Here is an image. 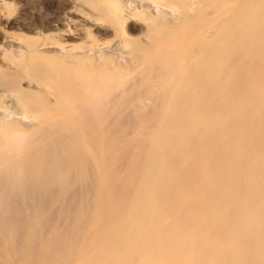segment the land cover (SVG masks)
<instances>
[{
  "label": "bare ground",
  "instance_id": "bare-ground-1",
  "mask_svg": "<svg viewBox=\"0 0 264 264\" xmlns=\"http://www.w3.org/2000/svg\"><path fill=\"white\" fill-rule=\"evenodd\" d=\"M133 2L73 0L75 19L63 17L52 50L42 33L8 29L0 0V193L8 182L32 195L62 191L72 172L82 184L89 161L90 207L79 206L75 221L68 211L65 228L40 241L36 264H264V0ZM102 25L126 65L93 50L105 47L92 31ZM72 33L87 48L62 41ZM14 35L21 42L6 44ZM132 73L137 125L119 135Z\"/></svg>",
  "mask_w": 264,
  "mask_h": 264
},
{
  "label": "rangeland",
  "instance_id": "rangeland-1",
  "mask_svg": "<svg viewBox=\"0 0 264 264\" xmlns=\"http://www.w3.org/2000/svg\"><path fill=\"white\" fill-rule=\"evenodd\" d=\"M10 1L11 0H6V2L7 3H9V4H7L6 5V7H8V10H9V21H10V23H12V27H10V28H8V29H12L15 33H20V35H28V36H32V37H34L36 34H38V33H42V35H43V42H44V44H43V48L44 49H52V50H57V45H56V37H53L52 36V34H54V32L56 33L57 31H59L60 29H62L63 27H64V22H63V20H64V18L63 17H68V16H70V17H72L73 19H75V13L74 12H71V4H72V1L73 0H13V1H11V3H10ZM130 1H135V3H139L140 4V2H147V0H138V1H136V0H130ZM149 1V0H148ZM134 3V2H133ZM134 3V4H135ZM136 5H138V4H136ZM138 6H140V5H138ZM67 11V12H66ZM70 11V12H69ZM66 12V13H65ZM64 13V14H63ZM66 14V15H65ZM15 20V21H14ZM12 21V22H11ZM22 23V24H21ZM17 24V25H16ZM15 25V26H14ZM140 24H137V23H134V22H132L131 24H130V30L131 31H134V30H136V29H138L140 26H139ZM21 26V27H20ZM14 27H16L15 29H14ZM19 27V28H18ZM27 28H29V29H27ZM36 28V29H35ZM30 29H32V30H30ZM40 29V30H39ZM11 30V31H12ZM16 30H18V31H16ZM27 31V32H26ZM93 31V34H94V32H96L94 35H95V37L97 38V44L98 43H103L104 42V44H105V47L103 46V48L102 49H93V50H96V52H98V50H99V52L100 51H103V49H104V52H107L108 54H110L111 55V58H112V60L114 61H116V62H120V63H122L123 65H126L127 63H129V61H130V58L125 54V53H123V52H121V51H118L117 52V50H114L115 52H113V48H112V42L110 41V36H109V31L107 30V28H106V26L105 25H102V26H100V27H98V28H95V29H93L92 30ZM28 32H30V33H28ZM36 32V33H35ZM107 32V33H106ZM24 33V34H23ZM46 33V34H45ZM101 33V34H100ZM107 34V36H106V34ZM51 36V37H50ZM82 36V37H81ZM13 37V38H12ZM12 37H7V40L5 41V43L6 44H8V43H15V42H17L16 40H18V42L20 41L21 42V36H18V35H14V36H12ZM106 37V38H105ZM10 38V39H9ZM85 36L83 35V34H76V33H72V34H69V35H67V36H65V37H63L62 38V41L64 40V42H67V43H70V46H71V50L72 51H79V50H83V48L85 47V48H87V46L89 45L88 43H86V42H88V40H87V38H86V40H85ZM14 39V40H13ZM84 39V40H83ZM34 43H38L39 41H38V39H33L32 40ZM36 41V42H35ZM55 41V42H54ZM82 41H86V42H82ZM107 41V42H106ZM79 43V44H78ZM84 43V44H83ZM94 43V42H93ZM108 43H110L109 45H108ZM133 43L134 42H131V44L133 45ZM75 44H77V45H75ZM56 45V46H55ZM75 45L76 47H73V46ZM83 45V46H82ZM84 45H86V46H84ZM48 46V47H47ZM54 47V49H53V47ZM80 46V47H79ZM95 46H98V45H96L95 44ZM109 46V47H108ZM73 47V48H72ZM79 49H78V48ZM106 47H108V48H106ZM111 47V48H110ZM76 48H77V50H76ZM82 48V49H81ZM84 48V49H85ZM111 49V50H110ZM110 50V51H109ZM96 52H95V54H96ZM99 52H98V54H99ZM112 52V53H111ZM98 54H96V56L98 55ZM127 56V57H126ZM116 58V59H115ZM117 60H119V61H117ZM128 61V62H127ZM131 63V62H130ZM134 75V76H133ZM133 76V77H132ZM132 76L130 75V77L132 78L131 80H129L130 79V77H128L127 78V80H126V84H127V81L128 82H131V83H129V85L127 84H124L123 85V87L125 86V87H127L126 88V95H125V98L123 99L124 101L126 100L127 101V98L128 99H130V100H128V102L126 103V102H122L121 103V105L123 104V106H121L120 105V109L122 110H120L119 111V114H121L123 111L125 112V113H127L128 114V112H129V110H128V112H126V108H128V106L131 108L130 109V111L131 112H129V115H127L126 117L128 118H126L125 117V122L127 123L128 121L127 120H129V122H128V124L127 125H129V126H127V125H125L124 124V127L122 128V124H123V122H122V120H119L118 119V117L116 118V120L118 119L119 121H121V123H119L118 124V122H116V125H115V130H116V133H117V131H119L120 133H119V135H123V134H125V133H128V135H129V132L130 133H132L135 129H136V125H137V118H136V115L133 113V111H132V109H133V107L136 105L135 104V102H138V99H137V92H135V88H134V85H133V83L132 82H134V80L133 79H136V78H134L135 76H137L135 73H132ZM138 77V76H137ZM132 84V85H131ZM131 85V86H130ZM124 87V88H125ZM134 88V89H133ZM141 92H142V90L140 89V88H138ZM128 90H130V91H128ZM128 92V93H127ZM132 92V95L130 94ZM117 92H115V97L117 96V94H116ZM135 93V95H134V97H133V99H132V96H133V94ZM128 96V97H127ZM129 96L131 97V98H129ZM114 97V98H115ZM135 101V102H134ZM124 103H126V104H124ZM122 107H124V108H122ZM123 112V113H124ZM119 116H123V115H119ZM133 118H132V117ZM122 118V117H121ZM130 119H132L133 120V124L130 122ZM135 119V120H134ZM123 121H124V119H123ZM134 121H136V122H134ZM24 123H25V125L26 126H31L32 124H33V122L31 121V122H29V121H27V123H26V121H23ZM124 122V123H125ZM130 123H131V125H130ZM134 124H136L135 125V127H134ZM119 125H120V128H119ZM118 127V128H117ZM130 129H129V128ZM133 127V128H132ZM125 128H127V129H129V131H126L125 132ZM114 129H112V131H113ZM132 130V131H131ZM125 132V133H124ZM114 134V133H113ZM115 135H117L118 136V134H115ZM119 138H120V136H119ZM118 138V139H119ZM86 162L87 163H84V167L86 166L85 164H88L89 166H86L87 167V169H88V173H87V169H86V167H85V173H84V178H86V180L83 178V183H82V181H81V183L82 184H80V182L78 181V180H76L77 178H76V173L75 172H72L71 173V175H73L72 177H71V175H69L70 177V179L68 178V186L64 189V190H60L59 188H58V186H53V185H50L48 188H47V190H49V188L51 189V192H50V190L49 191H47L46 189L44 190L43 189V191H42V189H41V191L42 192H44V193H42V194H44V195H42V196H45V197H47V198H45L44 197V200L42 199L43 197L39 194L40 193V190H38V192L37 191H35V192H32L33 193V195L31 194V192H28V191H24L23 192V190H20L18 187H16V190L14 189L15 187H13L11 184H10V182H8V184H7V186H6V188L4 189V192L5 191H7L6 193H4L3 191L0 193V195H1V201H0V214H1V216H0V259H2V261L0 260V264L2 263V264H10V263H14V264H18V262L19 261H21L22 259H23V257L24 256H22V255H24V253H25V250L26 249H28L29 251H30V255L33 253V255H31V257H32V264H36L37 262H38V259H39V257H40V254H39V248H40V245H41V243H42V241H45V240H49L48 238H50V234H51V232L52 231H60V230H62V229H64L65 228V226L67 225H65V222L67 221H65V219H66V217H68V215L67 214H69V213H73V220L75 221V213L77 212V209L78 208H80L81 206H82V204L84 205V207H87V208H89L90 207V204H91V202H92V197H93V188H94V185H95V174L93 175V177H91L92 176V174L94 173L93 172V170H92V167H91V165H90V163H89V161L88 160H86ZM119 162H121V165L123 164V161L121 160H119L117 163L119 164ZM117 164V168L119 169V168H121V165H118ZM116 165V164H115ZM116 167V166H115ZM93 173H92V172ZM86 173H87V175H86ZM90 173V174H89ZM75 174V175H74ZM4 175V174H3ZM3 175H2V177H3ZM1 177V179H4V182L3 181H0V183H2L1 185H4L5 184V182H6V180L7 179H5V177H7L6 175L2 178ZM88 177V178H87ZM75 180H74V179ZM90 178H92V182H93V184H90V183H92L91 181H90ZM89 179V180H88ZM71 180V181H70ZM74 180V181H73ZM76 181H78V185H77V183H76ZM87 181H88V184H87ZM90 181V182H89ZM86 182V183H85ZM85 184V186H83ZM86 184H87V187H86ZM81 185V186H80ZM93 185V186H92ZM11 186L13 187V189H11ZM74 186H75V189H76V187H77V190H79V187H80V191L82 192V190H83V188H84V190L85 191H83V193H81V194H79V196H80V198H79V196H78V198L76 197V194H78L80 191H77L76 190V192L74 193ZM53 187H55V188H53ZM8 188V189H7ZM69 188H72V189H69ZM10 189L12 190V191H17L18 192V190H19V192L17 193L16 192V194H17V196H15L16 197V199L18 198V195H20L19 196V200L17 201L16 199H15V197H14V195H8V193L10 194L11 193V191H10ZM54 189H56V191L55 192H53L54 191ZM69 189V190H68ZM93 189V190H92ZM57 190H59L60 192H58ZM87 190H89V191H87ZM92 190V191H91ZM10 191V192H9ZM49 192V193H47V192ZM25 194H23V193ZM37 192V193H36ZM47 193V195L48 196H46V193ZM15 193V192H14ZM14 193H11V194H14ZM21 193V194H20ZM30 195H29V194ZM54 193V195L53 196H51V194H53ZM61 193V194H60ZM67 193V194H66ZM87 193L89 194V195H87ZM3 194H5V195H3ZM28 194V196H26ZM49 194H50V196H49ZM65 194L67 195V196H65ZM70 194V195H69ZM73 194V195H72ZM7 195H8V197L9 198H11V199H9V198H7ZM24 197H23V196ZM37 197H36V196ZM40 195V196H39ZM58 195V196H57ZM64 196L66 197L65 199H64ZM91 197V199H90V197ZM14 197V198H13ZM22 197H23V199H22ZM35 197V198H34ZM39 197H42V198H40L41 200L40 201H42V202H44V203H46L47 204V207H46V204L44 205V203H41L40 201H39V199H37V198H39ZM55 197V198H54ZM62 197V198H61ZM72 197V198H71ZM76 197V198H75ZM87 197V198H86ZM89 197V198H88ZM7 199L6 200V202H5V199ZM21 198V199H20ZM50 198V199H49ZM52 198V199H51ZM59 198V199H58ZM82 198L84 199V200H82ZM28 199V200H27ZM30 199V200H29ZM47 199V200H46ZM75 200L76 202H78V204L75 202L74 203V201L72 202V200ZM86 199V200H85ZM16 200V201H15ZM22 201V203L21 202H19V201ZM25 200V201H24ZM59 200V201H58ZM67 200V204H66V201ZM70 200V201H69ZM9 201V202H8ZM12 203H11V202ZM14 201H15V203H14ZM32 201H34L35 203H31ZM46 201H48V203L46 202ZM64 201V202H63ZM82 201V202H81ZM86 201H87V203H86ZM89 201H91L90 202V204H89ZM2 202V203H1ZM19 202V204H21V209L19 210L18 209V206H19V204L18 205H16L17 203ZM26 202H28L27 204H30V205H28V207H26ZM50 202V203H49ZM54 202V203H53ZM56 202V203H55ZM63 204H61V203ZM70 202H72V203H70ZM3 203H5L6 205H4L5 207H6V209H7V211L5 212L4 211V213H2V211L4 210V208L5 207H3ZM25 203V204H24ZM37 203V204H36ZM40 203H41V205H40ZM61 205H60V204ZM9 204V205H8ZM11 204V205H10ZM32 204L34 205L35 204V206H34V208H33V206H32ZM39 204V205H38ZM66 204V205H65ZM73 204L74 205H76V206H73ZM13 205H14V207H16V209H15V211H14V207H13ZM57 205H59V207H60V210H59V207H57ZM10 208H8V207ZM62 206H65V207H62ZM72 207V208H74L75 209V211H73L72 212V208H70V207ZM80 206V207H79ZM20 207V206H19ZM31 207V208H30ZM43 207L45 208L46 207V209H43ZM68 207H69V209H68ZM28 208H30L31 210H30V212L29 213H27V211H29V209ZM37 208H38V210H37ZM58 208V210H55V209H57ZM63 208H65V209H63ZM5 209V210H6ZM11 209H13V210H11ZM17 209H18V211L20 212H16L17 211ZM28 209V210H27ZM33 209H34V211H33ZM36 209V210H35ZM41 209H43L42 211H41ZM67 209V210H66ZM54 210H55V213H54ZM70 210V211H69ZM34 213H33V212ZM39 213H38V212ZM61 211H62V215L63 214H65L64 216L65 217H62V215H60V213H61ZM68 211H69V213H68ZM16 212V213H15ZM25 212V216H26V219H23V218H25V217H23V213ZM31 212H32V214H31ZM60 212V213H59ZM65 212V213H64ZM10 213H13V215L12 214H10ZM38 213V214H37ZM4 214H7L6 216L4 215ZM8 214H10V216H11V218H13V219H11L10 217H9V215ZM19 214H21V221H20V219H19V222H17V221H15V220H18V219H16V218H20V216H19ZM31 214V215H30ZM43 214H44V216H43ZM52 214V215H51ZM39 215H41V216H39ZM28 216H30V218L28 217ZM33 216V217H32ZM37 216H39V217H37ZM43 216V217H42ZM2 217H3V219H2ZM45 217V218H44ZM5 218V219H4ZM41 218H43V219H41ZM8 219V220H7ZM31 219H32V221H31ZM40 219V220H39ZM53 219V220H52ZM3 220H7L6 221V223L7 224H5L6 225V229L4 228L5 227V225L3 224V222H5V221H3ZM10 220V221H9ZM25 220H28V222L27 221H25ZM41 220H43L42 222H41ZM11 221H12V223H11ZM25 221V222H24ZM40 221V222H39ZM52 221H53V223H52ZM61 221V222H60ZM63 221H65L64 222V225H63ZM73 221V222H74ZM17 222V223H16ZM28 223L27 224V226H26V224L25 223ZM81 222V221H80ZM14 223H15V225H14ZM40 223V224H39ZM52 223V224H51ZM17 224V225H16ZM22 224V225H21ZM37 224V225H36ZM39 224V225H38ZM58 225V226H56V225ZM59 224H61V225H59ZM4 225V226H3ZM21 227H20V226ZM23 225H25L24 227H22ZM31 225H33V227L31 226ZM64 226V228H62L61 226ZM37 226V227H36ZM45 226H48L47 228L48 229H45ZM57 228H56V227ZM55 227V228H54ZM5 230H4V229ZM13 228V229H12ZM39 228V229H38ZM61 228V229H60ZM16 229V230H15ZM34 229H38L37 230V234L38 235H36V237L34 238V236H32L31 234L32 233H35V231H33ZM45 229V230H44ZM67 230V229H66ZM47 231V232H46ZM69 231H66V235L67 234H69L68 233ZM11 233V234H10ZM41 233H43V235L41 234ZM48 234V235H47ZM43 236V239L41 238V237ZM27 237V238H26ZM31 237V240H34V244L35 245H37V246H35L34 244H33V242L29 239ZM26 238V239H25ZM32 238H34V239H32ZM37 238V239H36ZM42 239V240H41ZM16 242H15V241ZM30 240V241H29ZM28 241H29V243H28ZM40 241H41V243H40ZM36 242H37V244H36ZM26 243H27V247H25V245H26ZM34 245V247H36V248H34L32 245ZM53 244V246H55V247H53L52 249H57V242L55 243V242H52L50 245H52ZM56 244V245H55ZM9 245V246H8ZM25 248V249H24ZM33 249V250H32ZM34 249H35V251L37 250V252L35 253V251H34ZM23 250V251H22ZM15 252V253H14ZM35 253V254H34ZM53 254V253H52ZM52 254H50V258H49V256H47L48 258H47V261L49 262V260H50V262L52 261ZM33 257L35 258V259H33ZM12 260H13V262H12ZM34 261V262H33ZM54 263V262H53Z\"/></svg>",
  "mask_w": 264,
  "mask_h": 264
}]
</instances>
